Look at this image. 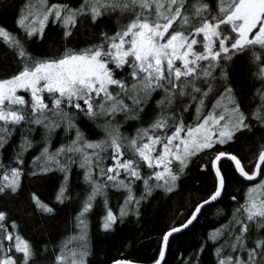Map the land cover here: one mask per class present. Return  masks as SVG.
<instances>
[{
    "label": "snow or ice",
    "instance_id": "snow-or-ice-1",
    "mask_svg": "<svg viewBox=\"0 0 264 264\" xmlns=\"http://www.w3.org/2000/svg\"><path fill=\"white\" fill-rule=\"evenodd\" d=\"M50 22L58 42L43 52L26 46L43 44ZM16 24L23 37L0 25V43L14 61L0 66V264H91L87 220L98 197L105 233L132 217L139 223L148 203L179 195L191 166L209 153L200 168L214 173L211 192L163 231L152 264H167L170 238L227 193L223 158L247 195L243 202L232 196L231 218L192 253H181L180 264H201L209 247L213 264H264V0H81L45 5L35 15L25 5ZM245 59L247 92L234 76ZM193 112L189 123L185 115ZM61 133L64 141L52 149ZM253 137L252 168L221 147ZM35 145L29 167L25 153ZM76 168L88 185L75 216L78 232L53 247L31 244L15 213L54 216L40 189L55 177V200H71ZM26 177L33 186L27 197ZM109 190L123 199L118 213ZM111 264L138 262L119 257Z\"/></svg>",
    "mask_w": 264,
    "mask_h": 264
},
{
    "label": "trees",
    "instance_id": "trees-1",
    "mask_svg": "<svg viewBox=\"0 0 264 264\" xmlns=\"http://www.w3.org/2000/svg\"><path fill=\"white\" fill-rule=\"evenodd\" d=\"M3 4L10 7H0V25L5 26L13 33H19L23 37L24 33L17 28L16 20L19 11L28 5L31 11H41V6H50L52 3H70L72 6H78L81 0H0ZM59 29L54 23L49 24L46 30V39L42 42L39 39L35 43L28 41L26 46L31 47L33 51L43 52L47 50L54 42L59 40ZM81 40L84 36L79 37ZM2 39V38H0ZM83 46V45H81ZM199 47V46H197ZM13 63L11 57L7 55V48L0 43V66ZM3 74L0 73V76ZM237 85L247 92L251 87V81L248 77V64L246 59L239 61L234 73ZM20 94H25L21 92ZM26 95V94H25ZM27 98V96H26ZM185 119L192 123L195 121V113L186 114ZM39 139V133L36 134ZM19 140V134L14 137V144ZM64 141L61 133L54 141L52 149L57 147L60 142ZM256 138L250 140H242L240 143L232 147L221 146L227 151L238 153L242 163L247 168L254 166L256 149L254 147ZM39 145H35L25 153L26 164L31 167V160L34 154H38ZM126 156L130 155L128 149ZM9 154H13V149H9ZM212 153L202 155L194 165L191 171L184 178V190L171 199L166 196L164 198L157 197L148 203L143 209V216L139 223L135 217L126 219L124 223H118L116 230L111 233H105L100 224L102 222L103 198L98 197L94 202L93 210L88 214V235L93 255L89 257L91 264H111L113 258L129 257L134 259L138 264H152V258L158 255L160 248L161 236L164 230L182 221L193 209L196 202L202 198H206L213 188L214 173L208 170H201L200 165L208 161ZM110 159L105 161V166L111 164ZM146 170V169H145ZM222 171L229 177L227 193L222 197L219 203L206 208L200 215L198 221L189 230L182 234L174 236L171 239L168 249L166 262L167 264H180V254H190L203 240L206 239L208 232L219 224L227 222L231 218L236 201L232 196H236L237 200L243 202L246 197L247 187L236 179L234 176V165L231 162H222ZM56 175H59L57 173ZM25 197L33 190L31 178L26 177L23 180ZM88 185L83 181L82 170L76 168L73 171L70 192L71 200H66L63 204L55 200L58 192V181L53 177L52 180L44 183L39 194L45 202L55 206L57 211L54 216L48 214L37 213L34 217L27 216L21 218L20 213H15L19 227V234L29 240L33 245L43 246L48 244L50 247L55 246L61 240L78 232L75 223L77 215L84 197L86 196ZM109 202L113 211H119V206L123 203L120 194L115 190H109ZM147 203V202H146ZM220 210L219 212L217 210ZM15 231V230H14ZM71 247V245L69 246ZM214 254L209 247L201 257V264H213Z\"/></svg>",
    "mask_w": 264,
    "mask_h": 264
},
{
    "label": "water",
    "instance_id": "water-1",
    "mask_svg": "<svg viewBox=\"0 0 264 264\" xmlns=\"http://www.w3.org/2000/svg\"><path fill=\"white\" fill-rule=\"evenodd\" d=\"M225 161L231 162V161H229L227 158H223V159H222V162H225ZM222 162H221V163H222ZM231 163H232V162H231ZM232 164H233V163H232ZM233 165H234V164H233ZM215 204H216V203L214 202L213 205H215ZM213 205H212V206H213ZM208 207H210V206H205V209L208 208ZM205 209H202V212H203ZM199 217H200V216H199ZM199 217H198V219H199ZM195 223H196V222H194V224H195ZM194 224H193V225H194ZM193 225L189 226V229H190ZM189 229H187V230H189ZM187 230H184V231L181 232V233L174 234V236H176V235H178V234H182V233L186 232ZM171 239H172V238H170V241H171ZM167 253H168V250H167V252H166V257H167Z\"/></svg>",
    "mask_w": 264,
    "mask_h": 264
},
{
    "label": "rangeland",
    "instance_id": "rangeland-1",
    "mask_svg": "<svg viewBox=\"0 0 264 264\" xmlns=\"http://www.w3.org/2000/svg\"><path fill=\"white\" fill-rule=\"evenodd\" d=\"M43 8H44V7H43V6H41V9H40V10L42 11V10H43ZM41 11H40V12H41ZM37 13H39V11H35V12H34V15H35V14H37ZM246 194H247V193H246Z\"/></svg>",
    "mask_w": 264,
    "mask_h": 264
},
{
    "label": "bare ground",
    "instance_id": "bare-ground-1",
    "mask_svg": "<svg viewBox=\"0 0 264 264\" xmlns=\"http://www.w3.org/2000/svg\"><path fill=\"white\" fill-rule=\"evenodd\" d=\"M246 192H247V190H246Z\"/></svg>",
    "mask_w": 264,
    "mask_h": 264
}]
</instances>
